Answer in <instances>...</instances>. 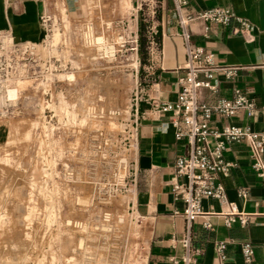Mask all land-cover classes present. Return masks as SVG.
<instances>
[{
    "label": "rangeland",
    "instance_id": "rangeland-1",
    "mask_svg": "<svg viewBox=\"0 0 264 264\" xmlns=\"http://www.w3.org/2000/svg\"><path fill=\"white\" fill-rule=\"evenodd\" d=\"M84 2L76 19L49 17L34 62L10 56L0 69V120L10 122L0 146V264L143 260L129 192L142 88L135 21L123 19L124 0Z\"/></svg>",
    "mask_w": 264,
    "mask_h": 264
},
{
    "label": "crops",
    "instance_id": "crops-1",
    "mask_svg": "<svg viewBox=\"0 0 264 264\" xmlns=\"http://www.w3.org/2000/svg\"><path fill=\"white\" fill-rule=\"evenodd\" d=\"M85 0H0V35H8L15 43L41 44L46 37L41 24L43 16L64 14L69 19L82 15ZM111 3L115 0H100ZM119 1V0H116ZM123 19L135 21L133 38L137 40L136 59L142 82L141 95L136 104L137 123L134 132L130 204L146 242L140 264H180L186 251L181 241L189 237L193 250L199 251L192 264H218L214 251L216 242H227L226 264H244L239 244L251 243L253 258L250 264H264V185L251 168L246 144H230L223 156L236 167L218 181L224 188L228 202L249 215L248 224L226 227L218 216L224 210L220 201L203 199L202 216L192 223L174 214L182 204L174 200L173 166L185 152L183 141H177L170 124V113L159 111L164 102L173 101L179 91L178 79L183 76L186 46L195 45L214 56L221 65L239 68L232 80L219 78V89L211 93L199 89L198 102L212 105L218 98H230L233 86L241 89L255 105V114L248 118L239 114L233 118L212 117L211 125L221 128L232 124L248 127L264 134V0H188L176 10L173 0H124ZM214 7L229 8L235 18L226 26L201 20L186 25L179 18ZM253 26L252 38L240 33L239 21ZM142 29V32H141ZM144 47L140 48V38ZM154 42L149 48V41ZM10 135V122L0 120V146ZM245 188L247 198L238 197ZM211 224L204 229L203 223Z\"/></svg>",
    "mask_w": 264,
    "mask_h": 264
},
{
    "label": "built area",
    "instance_id": "built-area-1",
    "mask_svg": "<svg viewBox=\"0 0 264 264\" xmlns=\"http://www.w3.org/2000/svg\"><path fill=\"white\" fill-rule=\"evenodd\" d=\"M173 2L176 10L179 11L187 5L188 0H173ZM234 18L235 15L229 8L214 7L185 15L179 18V22L181 25H186L194 20H201L218 26H226ZM48 20L49 16L41 18L43 27L47 25ZM238 21L239 28L233 32L240 33L250 40L253 26L245 20ZM0 37L6 47L4 55L0 52V69L3 65L4 67L8 65L5 60L10 56H26L34 62L37 46L44 42L41 44L15 43L8 35H0ZM133 42L137 45L136 39ZM153 45L154 42L150 40L149 48ZM185 54L184 73L178 79L179 91L175 99L157 106L159 111L170 113V124L174 129L175 139L183 141L185 146L184 154L176 159L173 166V176L176 180L173 186V197L175 201L182 204L181 210L175 211L174 214L180 216L186 224H190L203 215L202 200L211 199L220 201L224 205V210L218 216L226 227L233 224L244 227L248 224L249 215L239 211L233 203L227 201L223 185L218 181V177L227 176L236 167L234 162L227 161L223 156L228 146L244 142L252 160L251 168L264 185V134L255 133L248 127L232 124L223 125L218 129L211 125V121L214 116L230 119L239 114L251 118L255 114V105L236 86L232 87L230 98H218L212 105L198 102L196 94L199 89H206L211 93L218 92L219 78L232 80L239 68L216 63L211 53L195 45L188 44ZM6 81L7 77L3 80L0 78V84ZM134 112L133 142L137 123V111L134 110ZM238 197L247 198L245 188L238 190ZM131 213H134L132 206ZM202 226L204 229H211V224L208 222L203 223ZM181 244L186 253L180 264L194 263L199 251L193 250L189 237L184 238ZM227 244L224 241L214 244L218 264H226ZM239 250L243 263L250 264L254 254L251 243H240ZM169 264L179 263L171 259Z\"/></svg>",
    "mask_w": 264,
    "mask_h": 264
},
{
    "label": "bare ground",
    "instance_id": "bare-ground-1",
    "mask_svg": "<svg viewBox=\"0 0 264 264\" xmlns=\"http://www.w3.org/2000/svg\"><path fill=\"white\" fill-rule=\"evenodd\" d=\"M15 95V91L14 90H9L7 93V97L9 98L8 101Z\"/></svg>",
    "mask_w": 264,
    "mask_h": 264
},
{
    "label": "trees",
    "instance_id": "trees-1",
    "mask_svg": "<svg viewBox=\"0 0 264 264\" xmlns=\"http://www.w3.org/2000/svg\"><path fill=\"white\" fill-rule=\"evenodd\" d=\"M141 32H142V29H141ZM144 47V39L141 37L140 38V48L143 49Z\"/></svg>",
    "mask_w": 264,
    "mask_h": 264
}]
</instances>
